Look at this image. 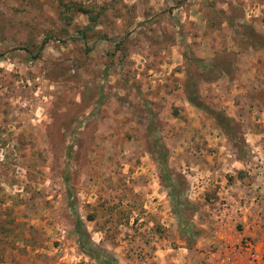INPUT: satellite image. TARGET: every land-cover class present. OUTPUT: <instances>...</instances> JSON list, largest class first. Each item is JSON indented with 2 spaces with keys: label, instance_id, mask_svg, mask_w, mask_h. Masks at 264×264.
Here are the masks:
<instances>
[{
  "label": "rangeland",
  "instance_id": "obj_1",
  "mask_svg": "<svg viewBox=\"0 0 264 264\" xmlns=\"http://www.w3.org/2000/svg\"><path fill=\"white\" fill-rule=\"evenodd\" d=\"M251 31L264 0H0V264H99L78 220L118 264H264Z\"/></svg>",
  "mask_w": 264,
  "mask_h": 264
},
{
  "label": "trees",
  "instance_id": "obj_2",
  "mask_svg": "<svg viewBox=\"0 0 264 264\" xmlns=\"http://www.w3.org/2000/svg\"><path fill=\"white\" fill-rule=\"evenodd\" d=\"M76 11L89 16V18L91 17L92 21H95L96 17H98L100 14L94 8H88V7H84L82 5H79L76 8ZM246 36L247 35H245V37ZM246 38H247V40L251 41V45H249V46H251V47H264V37L259 35L256 31H251L250 35L247 36ZM45 43H46V41L43 42V44H45ZM34 58H38V57L34 56ZM188 100L192 104L196 105L197 107H200L202 109H206L205 106L198 103V99L196 97L194 98L192 93H191V95L188 96ZM212 114L214 115V118H215L218 126L221 129H223L227 134H230L231 133L230 129H231V125H232L231 119L227 118L225 115H223L221 113L213 112ZM168 173H169V171H168V168H167L165 162L163 160H161V176L160 177H161V179L162 178L164 179L165 187L168 190L171 198L176 199L177 196L179 195V192L176 190L175 185L173 184L172 179ZM75 233L77 235V242L79 244V249L81 250V252L83 254H85L88 257L96 260L99 264H118L117 261L113 257L98 251L92 245V243L87 238V233L82 226V222L79 220L76 221V223H75Z\"/></svg>",
  "mask_w": 264,
  "mask_h": 264
},
{
  "label": "crops",
  "instance_id": "obj_3",
  "mask_svg": "<svg viewBox=\"0 0 264 264\" xmlns=\"http://www.w3.org/2000/svg\"><path fill=\"white\" fill-rule=\"evenodd\" d=\"M243 79H244V75H240V84H241V87H243L244 86V84L242 83L243 82ZM242 84H243V86H242ZM240 86H239V89H238V92H239V95L240 96H242V94H243V92L246 90V89H248V88H241ZM245 89V90H244ZM248 218L246 217V216H244V217H242L241 218V223L242 224H244L245 223V226L243 225V227H242V229H238V234H239V236L240 237H243V236H245V234H247V232L249 231V232H253V231H251V230H253V229H251V230H249V224H248V222L246 221ZM240 228V227H239ZM252 235V234H251ZM255 240H254V242L253 243H251L250 245H251V247H255V249H256V251L259 253V256H257V255H255L254 257H256V258H260L261 257V259H264V241H263V238H262V236L261 237H258L257 235L255 236ZM247 251V250H246ZM245 254V253H244ZM253 257V258H254ZM251 261H252V259H251ZM254 264H263V262H261L260 263V261H257V263H254Z\"/></svg>",
  "mask_w": 264,
  "mask_h": 264
},
{
  "label": "built area",
  "instance_id": "obj_4",
  "mask_svg": "<svg viewBox=\"0 0 264 264\" xmlns=\"http://www.w3.org/2000/svg\"><path fill=\"white\" fill-rule=\"evenodd\" d=\"M251 248H252V247H251V245L249 244L248 247L246 248V250L250 252ZM250 256L253 258V255H250Z\"/></svg>",
  "mask_w": 264,
  "mask_h": 264
}]
</instances>
